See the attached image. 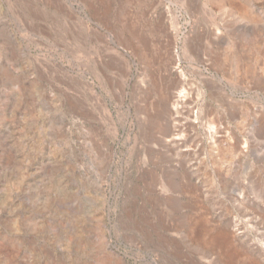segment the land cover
<instances>
[{
	"label": "rangeland",
	"instance_id": "374dc122",
	"mask_svg": "<svg viewBox=\"0 0 264 264\" xmlns=\"http://www.w3.org/2000/svg\"><path fill=\"white\" fill-rule=\"evenodd\" d=\"M0 73V264H264V0H0Z\"/></svg>",
	"mask_w": 264,
	"mask_h": 264
},
{
	"label": "bare ground",
	"instance_id": "6f19581e",
	"mask_svg": "<svg viewBox=\"0 0 264 264\" xmlns=\"http://www.w3.org/2000/svg\"><path fill=\"white\" fill-rule=\"evenodd\" d=\"M1 70H2V69H1ZM2 72H3V71H2ZM4 72H5V71H4ZM4 72H3V73H4ZM7 72H8V71H7ZM0 74H1V73H0ZM2 76H3V75H2ZM6 76H7V75H6ZM20 79H21V78H20ZM174 103H175V102H174ZM170 116H171V115H170ZM222 127H223V126H222ZM238 144H239V142L235 143V145H231V146L228 147V148L231 150V149L235 148V146H236V147H239ZM230 150H229V151H230Z\"/></svg>",
	"mask_w": 264,
	"mask_h": 264
}]
</instances>
